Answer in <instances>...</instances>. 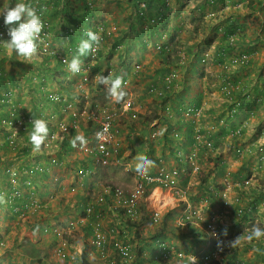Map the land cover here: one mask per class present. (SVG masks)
<instances>
[{
	"label": "rangeland",
	"instance_id": "obj_1",
	"mask_svg": "<svg viewBox=\"0 0 264 264\" xmlns=\"http://www.w3.org/2000/svg\"><path fill=\"white\" fill-rule=\"evenodd\" d=\"M50 1L53 0H43V15L49 22L52 48L59 52V57L69 51V45L57 37H61V32H65V29L69 30V27L75 31L79 24H83L86 30L98 32L102 37L94 56L85 57V60L81 57L83 64L89 63L94 68L97 67L92 71L91 83L83 91L80 84L77 86L80 80L77 78L73 80L70 77L69 80L73 85L71 88H65L58 79H66L72 73L67 71V65L64 68L61 66L59 58L53 57L54 54H44L38 50V54L32 58L30 63H24L21 57L3 47L0 51V61L8 69L3 67V70L7 76L16 70L18 77L5 80V85L2 86H7V89L12 90L13 102H16L18 110L23 115L37 116L36 118L48 117L47 119L53 120L50 115L56 108L49 104L48 99L52 91L64 95L66 100H80L86 98L85 90L87 89L88 92L90 89L89 94H100L104 97L103 102H99L100 106L119 107L120 103H116L106 94L105 85L99 84L98 88L94 83L96 78L94 79L93 73L99 71L98 74H101L110 70L113 77L123 76L124 81L126 80L125 100L131 98L135 104L133 113L136 118L131 117L130 113L127 119L128 123L132 122V125L142 121L143 116H148L149 112H152V117L160 109H170L169 111L173 108L178 109L187 118H192L191 121L199 120V115L204 114L200 125L205 126L202 130L206 132H198L199 127H194L193 142L186 140L188 143H184L189 145L188 147L175 141L174 138L178 136L176 133L177 135L175 134L170 141L173 146L170 153L171 158L163 163L167 167L178 166L183 169L179 183L180 190L184 191L183 195H173L164 188L148 190L141 202L139 218L125 222L129 228L128 236L120 234L121 238L133 244L136 254L142 255L146 251L150 259L154 254V246L150 241L155 243V236L163 228L165 230L161 232L160 237L176 239L180 248L188 251L186 255L197 249H204L209 238L206 222H215L223 225L224 228L228 226L231 219L235 218L231 217L230 207L237 214L238 204L235 203L236 206H234L232 199L227 204L228 198L224 197V191L228 195L229 192L237 195L243 191H248L249 194L253 192L255 197L260 196L258 203L264 198V162L261 159L264 156V0H165L164 4L161 0H57L58 5L54 9L50 8ZM26 2L32 4V0H26ZM63 2L66 3V10L60 13ZM88 4L92 15L85 21L83 18H86L85 11ZM49 10L54 11L48 13ZM58 15L60 16L57 17ZM152 17L160 18L161 21L152 23L150 21ZM230 28L234 29V34L225 35ZM154 29L156 33H152ZM157 44H163V49L158 50ZM224 47L230 49L228 53L225 51L223 61L219 62L218 54L223 51ZM76 54V52H71L68 57L72 59ZM242 54L247 55L248 62L242 64L245 66L234 64L232 58ZM196 57L201 58L197 64L202 63L201 70L198 67L197 69L192 67ZM22 64L25 66L24 70L27 75L21 71ZM121 70L128 71L125 75H121ZM203 71V76L199 77ZM194 73L197 78L192 82ZM21 74L25 77L19 78ZM43 79L44 81H41ZM166 80L170 83L169 85ZM154 87L157 89L151 91ZM2 89L5 91V88ZM203 90H205L203 107L193 112L194 105L188 107L185 98L192 99L197 92L200 93ZM177 96L183 105L177 103L175 105ZM87 102L90 103L88 98L86 101H79V104L91 106ZM121 117L123 119L116 122V128L119 131L128 124L124 119L126 116ZM177 118H179L178 115ZM224 121L229 124L228 128H232V131L240 128L241 134L234 135L233 133V136H229L228 131L227 135H223L222 129L219 130L218 127L222 128ZM16 128L18 129V126ZM30 133L26 138L20 139L18 146L7 147L9 148L7 153L0 147V154L5 155L3 157L5 162L18 161L20 158L18 152H23L24 147L22 146L33 148L30 143ZM210 134H213V137H210ZM133 136L138 135L135 133ZM6 137L7 130L0 128V142L3 143ZM66 138L62 142L55 143L52 149L43 147V145L40 149L42 154L63 161L64 172L69 170L68 164L76 158L74 149L70 150L63 145L64 141H67ZM207 141L212 144L209 146ZM150 142L146 144L148 149ZM240 146L244 147L245 151L242 155L236 151ZM31 153L34 155L33 152ZM180 158L183 160L181 161ZM190 158H194V165ZM183 164L184 166L181 167ZM259 164L262 168H259ZM11 165L16 167L18 164H10L5 168ZM83 165L89 171H94L97 166H100L89 156ZM83 165L80 167L83 168ZM0 167L3 166L0 165ZM121 167L127 169L124 165ZM129 168L130 176L131 173L133 174L134 167ZM73 174L81 179L78 184L79 188H85L88 179L92 176L91 174L81 176L76 170ZM226 175L233 180L239 176H250L251 184L246 188L231 186L230 189L224 179ZM4 180L6 179L2 181ZM54 183V180L52 183L49 181L51 190L54 188ZM109 183L107 181L104 184ZM116 185L124 188L133 187ZM66 188L68 189L69 186ZM207 189L213 196L208 194ZM53 190L56 193H53L51 198L68 204V208H73L69 204L72 203L74 193L64 192L61 186ZM42 191L43 188L38 190L36 186L37 201L41 200ZM33 195L30 194L31 197ZM183 197L200 209L199 218L181 222L186 207ZM77 198L79 199V194ZM96 199L97 197L95 199L92 197L88 202L94 203ZM245 203L251 204V201H245ZM2 205L0 204V264H103L97 260L91 247L85 244L86 236H81L80 239L85 244V248L89 249L86 250L89 252V254L86 253L88 260H84L81 255L77 261H66L57 254L52 242L49 243L48 239L32 231L31 224L36 223L37 220L30 218L32 223L27 220L26 216H12L8 211L3 210ZM156 210L160 212L158 222L152 219V214ZM258 210L261 228H264V206L259 207ZM251 214L249 211L248 216ZM22 218L24 221H20ZM36 224L38 228L43 226L40 221ZM227 232L230 234L228 229ZM236 232L239 231L234 230L231 235ZM61 234V236L58 235L61 239L60 244L63 242V233ZM198 235L202 237H195ZM237 237L239 236L236 234ZM69 239L74 245L75 238L69 236ZM65 240L70 244L67 239ZM141 243L149 245H146V250L138 253L140 248L138 246ZM261 243L264 247V241ZM239 246H241L239 249L246 246L242 239ZM71 250L76 249L72 246ZM111 252L113 253L112 249ZM249 252L247 250V256ZM187 260L188 257L177 258L171 260L169 264H191ZM229 262L234 264V261Z\"/></svg>",
	"mask_w": 264,
	"mask_h": 264
},
{
	"label": "built area",
	"instance_id": "obj_2",
	"mask_svg": "<svg viewBox=\"0 0 264 264\" xmlns=\"http://www.w3.org/2000/svg\"><path fill=\"white\" fill-rule=\"evenodd\" d=\"M32 4L41 11L45 25L41 33V39L44 43L39 46V51L46 54L56 55L58 51L52 48L49 22L43 15V0H32ZM9 38L8 26L4 25L2 19L0 20V51L4 47L6 40ZM162 45L157 44L158 50L163 49ZM65 58L68 57L60 56L64 66L66 65L63 62ZM68 60L70 61L69 58ZM232 62L237 65L247 63V55L242 54L241 56H235L232 58ZM86 73L88 72L83 68L79 73L81 83L84 85H88L89 83V75ZM124 82L126 83V80ZM166 83L168 85L170 84L167 80ZM54 96L58 97V99L54 100L50 98ZM13 97L14 94L12 90H10L9 93L3 92L0 96V107L5 108V115L0 118V126L7 130L6 140H8L9 147L18 146L20 139L24 135H29L33 127L30 122L34 118L31 115H23L18 110V107L15 104L16 102H13ZM229 98L232 99V97ZM49 99L55 103L64 102L62 96L55 94H50ZM134 105V100L130 98L123 101V103L116 108L109 106L96 107L94 109H88L87 107L77 108L76 111H71L69 117L70 120L63 118L57 123V130L50 128L51 132H49L48 138L43 147L45 146L48 147V149H52L55 141L68 135L72 130L77 129L80 120L83 119L92 124L93 135L91 141L87 142L86 146L83 148L78 146V148L84 152L85 155L90 156L96 164H99L100 166L110 165L113 160L116 161L119 158L121 153V139L119 137V130L116 128V122L127 111L134 109ZM133 116H135V114H133ZM16 126H18V129ZM105 128L107 129L106 132H104ZM98 132H104V138L102 140L97 139ZM233 133L234 135H240L241 129L238 128L233 130L231 136H233ZM207 144L210 146L212 143L207 141ZM236 151L239 155L245 153L244 147L242 146L238 147ZM180 159L181 161L183 160L182 158ZM261 159L264 162V156H262ZM190 161L194 165V158H190ZM183 166L184 164L181 167ZM259 168H262L261 164H259ZM46 169L49 171V167L42 163L22 164L17 165L16 167L11 165L7 168L0 167V194H3L7 201L2 205L3 210L8 211L12 216H26L29 207L35 208L38 204L37 200L33 199L26 204L23 203L22 200H24L25 194L27 193L29 196L30 194H34L32 197L36 198V179L44 174ZM195 169H198V167H195ZM182 170L183 169L178 166L167 167L162 165L158 170L154 172L150 171L149 175L151 181L149 182L148 180L143 179L134 168L133 173L136 178V183L132 188H124L114 184L107 185L104 187L103 194L98 197L94 203H91L90 201L83 206L85 216H81L79 222L81 224H87L90 227L91 250L94 251L98 261H101L103 264H141L133 244L121 238V233L117 228L105 226L104 213L101 208V204L105 202V195L113 198L115 209H121L128 220L134 221L141 215V202L148 190L153 191L156 188H164L172 192L173 195H183L182 193H184V191L180 190L179 185L182 177ZM78 172L79 175L84 176L89 171L87 168H80ZM249 177L241 178L237 185L241 188L248 187L251 184V179ZM3 179L6 180L2 181ZM226 183L228 184L227 181ZM70 191L76 192L77 190L75 187H71ZM180 191H182L181 194H179ZM223 195L228 198L227 204L231 199L235 206V203L238 204L237 214L240 218L242 216L241 219L244 221L243 223H239L243 226L236 227L232 231H239L238 233L236 232V234L239 237L241 236L240 238L245 243H253L254 240L252 242L245 240L254 225L249 216H247L248 220H246L245 217V214H248L246 207H249L250 210L252 209L251 206L244 205L243 198L240 196L230 198L225 191ZM182 199L186 202V207L182 214L181 222H189L194 218H199L200 209L190 203L185 197ZM250 201L251 203H254L253 200L250 199L249 202ZM260 205L261 207L264 206V198L260 202ZM159 214V210H156L152 214L153 221L158 222ZM256 225L259 226V223L256 222ZM225 228L226 227L223 228V225L216 224L215 222H206V230L208 231L209 238L205 243L204 249H197L195 252H190L188 255H186V251L182 250L180 247L177 249L178 243L176 241L168 239L159 240L158 249L154 254L153 259L155 262L161 263L163 261L169 262L173 259L188 257L190 262L196 264H229V261H237L235 255L240 246L234 248L229 244L230 241L236 239V234L231 235V231L230 234L225 235L223 231ZM45 231H48V228H45ZM116 233L117 236H115ZM122 236H126V234L123 233ZM68 246L69 243L63 239V242L56 248L57 254L65 259L68 258L66 253ZM111 249L113 250V253L111 252ZM226 259L228 263L226 262Z\"/></svg>",
	"mask_w": 264,
	"mask_h": 264
},
{
	"label": "crops",
	"instance_id": "obj_3",
	"mask_svg": "<svg viewBox=\"0 0 264 264\" xmlns=\"http://www.w3.org/2000/svg\"><path fill=\"white\" fill-rule=\"evenodd\" d=\"M17 2H18V0H0V7H4V6L12 7V5H15ZM50 4H51L50 8L54 9L55 6L58 5V1L57 0L50 1ZM65 5H66V3L63 2V6H62L63 8H61L60 13H63V11L66 10ZM53 11L54 10H49L48 13H52ZM59 16L60 15H58L57 17H59ZM2 18L3 17L0 16V19H2ZM53 20H55V19H53ZM66 26H67V24H66ZM58 33H60V32H58ZM54 34H55V32H54ZM57 38H59V37H57ZM200 59L201 58L196 57V60L193 61L192 67L194 69H197V67H198L199 70H201L203 68L202 63L197 65L198 61ZM22 65H23V68L21 69V71L26 73V71L24 70L25 66H24V64H22ZM26 66H29V65H26ZM2 67H4L6 70H8L4 63L2 64ZM93 70H94V67H93ZM127 71L128 70H125V71L121 70L120 74L125 75L127 73ZM98 72L99 71H97V73H95V74L93 73L94 79L96 78ZM109 72H110V70L104 72L105 74L104 73H101V74L107 76V74ZM4 73H5V71H4ZM203 74H204V71L199 74V77H202ZM11 75H14V78L18 77V73L16 72V70L9 74V76H11ZM26 75H27V73H26ZM24 77L25 76L23 74H21L19 76V78H24ZM9 78H11V77H9ZM196 78H197L196 73H194V76H192L191 81L193 82ZM6 80H7V78H6ZM94 83H96V85L99 88V84L96 81H94ZM61 85H64L65 88H69V87L71 88L72 81L66 80ZM88 86L89 85H85L84 88H87ZM152 86H153V84H152ZM89 91H90V89H89ZM89 91L87 92V89H86L85 94H84L85 97L88 98L90 101V103H88V102L87 103L91 104V106H93V107H95L97 105L100 106L99 102L100 101L103 102L104 97L101 96L100 94H94V93L89 94ZM204 91L205 90H203V92L201 91L200 93L197 92L192 97V99L188 100V98L186 97L185 100L187 101L186 102L187 106L188 107L192 106V105L196 106L197 103H200L198 110L200 108H202L203 107V97H205ZM188 95H189V93L187 92V96ZM89 96H90V98H89ZM86 98H84V99L82 98L80 100L76 99L73 101L74 102H78V101H82V100L86 101ZM175 100H176L175 105H176V103L178 105L179 104L182 105L180 99H178V96L175 98ZM70 101H72V100H70ZM187 106H185V108ZM56 109L58 111V108H56ZM169 110L170 109H168V110L167 109L166 110L160 109L158 112H155V114L152 117H151L152 112H149L148 116H143L142 121L137 122L136 124H133V125H132L131 121H130V123H128L129 120H127V119H129L128 117H129V114L131 112H128L127 114H125L124 116H126V118H124V119H126V123H128L129 125L128 124L124 125L122 127V130L120 131L119 137L121 139V153H120L119 158L116 161L113 160L112 164H110V165L97 166L94 169V171H89V173H87V174H91L92 176L88 179V183L85 186V188H81V187L79 188L78 184L81 181V179L77 178L73 174V171L76 170L78 172L79 169L82 168L80 166L86 162L87 155H85V153L82 152L78 147L73 148L71 143H70V140L73 138V136H75L77 134V132H79V133H82L86 136L87 142H90L92 139L93 132H92V129H90L88 124L81 123V125L77 129L73 130V132L66 138L67 141H64V143H63V145H66L68 149H70V150L74 149V151H75L74 153L76 156L75 159L71 160L70 164L67 163L69 165L68 166L69 170L66 172H64L63 168H62V165L64 163L63 161H60L58 159L56 160L55 158H53V156H46V155L42 154L40 151L36 152L33 150V148L31 149L29 146L27 147L26 145L22 146V147H24L22 149L23 152H18L19 157H20L18 161H15L12 163L8 162V161L5 162L4 158H3L5 155L0 154L1 155L0 160H2V162H0V165L3 166V168H5V166L10 165V164H18V165L33 164V163H42L43 164V162H45L44 164L49 167V171L47 174L41 175L36 179L37 189L39 190V189L43 188L42 195L40 196L41 200L37 201L38 204L35 208L29 207L27 214H26V218H28L27 220L29 222H32V220H37L36 223H38L40 221L43 224L42 228H38L37 224L32 222L33 223V224H31L32 225L31 226L32 231L34 233L38 232V234L41 237L48 239V242L49 243L52 242L51 244H54L56 248L59 246V244H60L59 241L61 240V239H59L58 235L61 236L62 235L61 233H63L62 238L63 239L65 238L70 242V244L66 250L68 258H66L65 260L74 262V261H77V259L81 255H83L84 260H88V255L86 253L89 254V252H87L86 250H89V249L85 248V244H88L91 247V244H90L91 230L87 224H81L79 222L80 217L85 216V213L81 214V211H80V210H83L84 202L87 200H90V198H92V197H94V199L96 197L97 198L100 197L103 194L104 187L107 185H110V184L134 186V184L136 183V178L134 176V173L133 174L131 173V175L129 176L130 172H128V171L130 169L129 168L130 166L135 168L136 161H135L134 157L138 153L146 155L149 159L154 160L156 166L154 168H152L150 171H156L160 168L161 165H163L164 162H166L165 161L166 159L171 158L170 153H171V149L173 146L170 144V141L172 140L171 138H173V136L176 133L178 134V136L176 138H174L175 141L178 144H182L185 147H188L189 145L184 144V143H188L187 142L188 140L186 141V139L189 138L188 135L191 132V130H193V132H195L194 127H199L198 130L205 131V130H202V129H204L203 127H205V126L200 125L201 120H202V116L204 114L199 115V120L191 121L192 118H187V116L184 115V113L182 111L175 109V108H173L171 111H169ZM68 114H69V112H67L66 116H68ZM241 114H239V117H241ZM177 115L179 116V118H177ZM43 116L45 117V115H43ZM131 117L136 118V116H133V115H131ZM38 119H45V118H38ZM175 124H177V126ZM228 125L229 124L224 121V124H222V126H221L222 128L218 127L219 130L222 129L221 131H222L223 135H227V133H228V132L224 133L223 129L229 131L228 135L229 136L231 135L230 132H231L232 128H228ZM233 125H235V123ZM91 128H92V125H91ZM131 130H134V131L131 132ZM135 133H137L138 136L134 137L133 135ZM179 133H182V134L179 135ZM89 134H91V136ZM209 136L213 137V134H210ZM24 137L26 138L27 136H24ZM89 137H90V139H89ZM68 139H69V141H68ZM134 142H136V143L134 144ZM148 142H150L149 143V146H150L149 149L146 146V144L148 145ZM0 143H1L0 147L3 149V151L5 153H7L9 151V148H7V146L4 144V141H3V143H2V141ZM143 146H145V147L143 148ZM154 149H155V151H154ZM76 151H77V153H76ZM150 151L152 153H150ZM31 152H33L34 155ZM50 153H52V152H50ZM81 158L83 160H81ZM79 162H80V164H78ZM4 163H6V164H4ZM127 164L129 165V167ZM123 165L126 166L127 169H125V168L123 169L121 167ZM84 167H85V165H83V168ZM78 174H79V172H78ZM224 179L228 182V186L230 187V189H231V186H238L237 184H238L239 180L235 181L236 179L233 180L228 175H226ZM53 180L55 181V183L53 184V187L58 188L59 186H61L62 189H64V192H67V191L70 192L71 187L76 188V190H77L76 192H71V193H74V195L72 196V199H71L72 203L69 204L70 206H73V208H71V207L68 208V204L66 205V204H64V202L60 203L59 200H57L55 198H51L52 194L56 193L55 190H53L54 188L52 190L49 188V181H51V183H52ZM107 181H109L110 183L105 185L104 183ZM72 184H73V186H70ZM66 186H69V188L67 189ZM158 189H160V188H156L155 190H158ZM254 189H255V187H254ZM78 194H79V199L77 198ZM238 194L239 195L229 192V196L243 197L244 204L251 206V208H252L249 210L250 213H252L249 216L251 222H253L254 225H256V222H258L259 226L262 227V225L260 224L261 220L259 217L260 212L258 210L259 207H261L260 203H258L260 196L255 197L253 192H250V194H249L248 191H243V193H238ZM262 196H263V194L261 195V197ZM33 199L36 200V198L29 196V194L27 193V194H25V198L22 201H23V203L26 204L27 202H30ZM250 199L253 200L254 203H251V204L245 203V201L248 202ZM114 203L115 202L111 196L105 195V202L103 204H101V208H102V211L104 213L105 226L110 227V228H117L121 234L124 233V234H126V236H128L129 228L125 224V222H127L128 219L124 216V213L122 212L121 209H115ZM229 210L232 211V213H230L231 217H235V218L231 219V222L228 224V226H226L227 227L226 229H228V231L231 232L234 228H236V227L238 228L240 226H243L239 223H243L244 221L238 216V214H236L234 209H232L230 207ZM8 216H10V215H8ZM245 216H247V215L245 214ZM30 218H32V220ZM246 220H248V219L246 218ZM20 221H24V219L22 218V219H20ZM230 225H233V226H230ZM45 228H48V231H45ZM69 236H70V238H73V239L75 238L74 245L70 241ZM81 236L82 237L86 236L85 244L83 243V241H81V239H80ZM195 237L200 238L202 236L198 235ZM263 241H264V239L260 240L257 244V241L254 240L253 243H248V244H246V246L242 247L239 251V254L237 255V261H239V262L241 261L243 264H258V263L264 264V257L259 254V249L262 246L261 242H263ZM150 242L153 243L152 240ZM143 244L145 246L149 245V244H145V243H143ZM152 245L155 247V244H152ZM72 246H74L76 250L72 251L71 250ZM247 248H251V249H247ZM247 250L250 251L248 253L249 256H247V252H245ZM148 263L154 264L153 257H152V259L149 258Z\"/></svg>",
	"mask_w": 264,
	"mask_h": 264
},
{
	"label": "clouds",
	"instance_id": "obj_4",
	"mask_svg": "<svg viewBox=\"0 0 264 264\" xmlns=\"http://www.w3.org/2000/svg\"><path fill=\"white\" fill-rule=\"evenodd\" d=\"M0 16L3 18L4 25L8 26V36L10 37L9 39L6 40V43L4 44V47L6 49H9L13 51L18 57L22 58V62L24 63H30L32 61V58L38 54L39 46L44 43V41L41 39V33L42 30L44 29V21L42 19V14L41 11L38 10L36 7H34L30 2H26V0H18V2L15 4L14 7L10 6H4L0 7ZM1 19V20H2ZM61 37L66 36L64 35V32H61ZM85 36L87 37L86 39L81 40L78 49H77V54L70 59L68 55L73 52L69 50L64 56H67L68 58H65L63 62L67 65V71L72 73V75H68L66 79H58L61 81V84L64 83L66 80H69L70 77H72L73 80L76 78L80 80V82L77 84V86L80 84L81 89L84 91V84L81 83V78H80V72L82 68L87 71L89 75V83H91V75L93 71V66H91L89 63L88 64H83V59L85 60V57L88 56H94L95 52L98 51V47L101 44L102 37L98 32H94L91 30H87L85 32ZM59 37V38H61ZM40 53H43L40 51ZM59 53V52H58ZM53 55L54 58H59V63L61 66L64 68V65L59 57V54ZM45 54V53H44ZM82 57V60H81ZM89 62V61H88ZM48 73V72H47ZM46 73V74H47ZM37 78V77H35ZM41 81H44L41 80ZM96 82L98 84H103L106 86V94L111 97L112 100H114L116 103L122 104V102L125 100V97L127 96V92L124 90V79L123 76H115L113 77L112 72H110L107 76L103 74H97L96 76ZM73 85V84H72ZM71 85V86H72ZM167 87V86H166ZM157 88H153L152 90H156ZM151 90V91H152ZM50 94H55L58 96H62L64 99L63 103H55L49 99ZM48 95V99L50 100L49 104H52V107H56L57 109H54V112L51 113L52 119H47L48 117H45L44 119H38L34 117L32 121L30 122L32 124V131L30 133V143L33 146L34 151H40L42 145H44L45 141L48 138L49 132H51L50 128H54L57 130V123L61 121L63 118H67L70 120V113L71 111H76L77 108H83L87 107L88 109H94L96 107H102V106H95L91 108V106H86L85 104L78 102H74L73 100H66V97L62 94H59L57 92L52 91ZM51 99H58V97H50ZM108 106V105H104ZM110 107V106H109ZM135 107V106H134ZM132 109L131 111H127L125 114L128 112H131V115L135 114L133 113ZM197 110L194 108L193 112ZM67 112H69L68 116H66ZM56 113V114H55ZM63 114V115H62ZM124 114V115H125ZM58 115V116H57ZM32 116V115H31ZM61 116V117H60ZM121 118V117H120ZM120 118L118 120H120ZM52 122V123H50ZM55 122V123H54ZM83 124H88L90 129H92L93 132V126L91 128V123L86 122L85 120L81 119L78 127ZM2 128V127H0ZM4 129V128H3ZM75 130V129H74ZM107 129H104V132H106ZM201 130H198L200 132ZM73 132V130H72ZM72 132H70L68 135L63 136L60 138V140H57L54 142L57 143L58 141L62 142L64 138L69 136ZM104 132H98L97 133V139L102 140L104 138ZM232 132V130H231ZM120 134V131H119ZM27 136V135H24ZM23 136V137H24ZM70 143L73 148L76 147H81L83 148L84 146L87 145V138L84 134L77 132L75 136L70 140ZM9 147V146H8ZM54 147V146H53ZM50 153V152H49ZM136 164H135V170L136 172L145 180H148L149 182L151 181V177L149 175L150 170L156 166L155 161L149 159L146 155L143 154H137L134 157ZM246 176H239L236 180H240L241 178H245ZM240 178V179H239ZM36 191V189H35ZM7 201L5 200V196L3 194H0V204H4ZM86 203L88 202L85 201ZM84 202V205L86 204ZM229 202V201H228ZM230 203V202H229ZM247 212H249V208L246 207ZM81 214L84 213L83 210H80ZM248 216V214H246ZM247 216H245L247 218ZM224 234H227V229L225 228ZM241 237V236H240ZM240 237H237L236 239L232 240L229 242L231 247H237L241 244V239ZM162 239H168V240H173L176 241V239L173 238H162ZM162 239H156V242L152 243L155 244L154 247V254L157 252L158 249V242L159 240ZM264 239V228H261L257 225H253L251 232L247 236V241L252 242L253 240L260 241ZM177 242V241H176ZM178 243V242H177ZM247 243H245L246 245ZM180 247V244L178 243L177 249ZM241 247V246H240ZM244 247V246H242ZM176 249V250H177ZM202 249V248H201ZM186 251V250H185ZM240 249L237 251V255L239 254ZM188 252V251H186ZM195 252V251H193ZM247 252V251H245ZM146 251L140 255L137 254V257L139 258V261L141 264H149L148 260L149 257L147 256ZM190 253V252H189ZM153 254V257H154ZM176 260V259H173ZM189 260V259H188ZM187 260V261H188ZM154 261V259H153ZM234 264H243L241 261H236L234 260ZM171 261L166 262L163 261L161 263H157L154 261V264H169ZM191 264H196L192 263Z\"/></svg>",
	"mask_w": 264,
	"mask_h": 264
},
{
	"label": "trees",
	"instance_id": "obj_5",
	"mask_svg": "<svg viewBox=\"0 0 264 264\" xmlns=\"http://www.w3.org/2000/svg\"><path fill=\"white\" fill-rule=\"evenodd\" d=\"M161 2L164 4L165 3V0H161ZM92 10V9H91ZM85 15H86V18H83V20H85V21H87L89 18V16H91L92 14H91V11H90V9H89V4H88V7H87V10L85 11ZM151 20L150 21H152V23H155V22H159V21H161L160 20V18H155V17H152V18H150ZM165 23L167 22V21H164ZM85 24V23H84ZM87 30L85 29V26L82 24V25H80L79 24V27L75 30V31H73V28L72 27H69V30H66L65 29V32H64V35L66 34V36H64V37H61L60 39H61V41H63L64 43H66L67 45H69V47H68V49L69 50H71V51H73V52H76L77 53V49H78V46H79V44H80V42H81V38L82 39H86L87 37L85 36V32H86ZM234 29L233 28H230V30H227L226 32H225V35H228V36H230V35H233L234 34ZM63 33V32H62ZM152 33H156L155 32V29H154V31L152 32ZM223 48V47H222ZM229 49L230 48H226V47H224V49H223V51L222 52H219V54H218V60H219V62H222L223 61V56H224V54H225V51L228 53L229 52ZM242 66H245V65H242ZM96 69V67L94 68V70ZM9 77H11V78H9ZM6 78L7 79H13L14 78V76L13 75H11V76H7L6 75V73H4V70H3V67H2V64H1V61H0V96H1V93H3V92H7V93H9V89H7L8 87L7 86H2V85H5V80H6ZM153 86H154V84H153ZM2 88H5V91L2 89ZM155 88V87H154ZM3 90V91H2ZM227 95H229V94H227ZM200 103H197L196 104V106L194 105L193 107L195 108V109H197L198 110V107L200 106L199 105ZM183 105V104H182ZM0 118L1 117H3L4 115H5V108L4 107H0ZM190 109V108H189ZM182 110V109H181ZM223 132L224 133H227L228 131L227 130H225V129H223ZM192 133H194L193 132V130H191V132L189 133V138L188 139H186V140H190L191 141V143L193 142V137H192ZM212 137V136H211ZM4 144L8 147L9 145H8V140H5L4 141ZM89 171V170H88ZM48 173V170L46 169V172L44 173V174H42V175H45V174H47ZM89 173V172H88ZM205 179V178H204ZM205 181V180H204ZM207 191H208V194L210 195V196H213L212 194H211V192H210V190L209 189H207ZM213 198V197H212ZM211 198V199H212ZM211 201H213V199L211 200ZM86 203V202H85ZM164 225H165V223H164ZM165 229L163 228L162 229V231H160V233L159 234H157L156 236H155V239H162V237H160V235L163 233V231H164ZM162 232V233H161ZM213 245H214V243H213ZM138 247H140L139 249H138V253H140V252H143L144 250H146V246L143 244V243H141ZM213 247V246H212ZM259 254L261 255V256H263L264 257V247L263 246H261L260 247V249H259ZM235 257H237V254L235 255ZM235 262V261H234ZM235 263H237V262H235ZM229 264H233L232 262H229Z\"/></svg>",
	"mask_w": 264,
	"mask_h": 264
},
{
	"label": "bare ground",
	"instance_id": "obj_6",
	"mask_svg": "<svg viewBox=\"0 0 264 264\" xmlns=\"http://www.w3.org/2000/svg\"><path fill=\"white\" fill-rule=\"evenodd\" d=\"M169 200V199H168Z\"/></svg>",
	"mask_w": 264,
	"mask_h": 264
}]
</instances>
